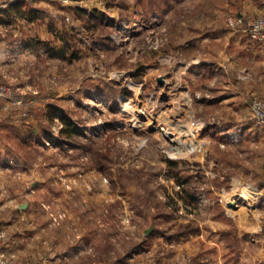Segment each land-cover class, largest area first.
<instances>
[{
  "label": "rangeland",
  "instance_id": "obj_1",
  "mask_svg": "<svg viewBox=\"0 0 264 264\" xmlns=\"http://www.w3.org/2000/svg\"><path fill=\"white\" fill-rule=\"evenodd\" d=\"M21 1L31 29L3 36L35 51L0 81L5 257L264 264V43L245 33L264 0Z\"/></svg>",
  "mask_w": 264,
  "mask_h": 264
},
{
  "label": "crops",
  "instance_id": "obj_2",
  "mask_svg": "<svg viewBox=\"0 0 264 264\" xmlns=\"http://www.w3.org/2000/svg\"><path fill=\"white\" fill-rule=\"evenodd\" d=\"M34 18V10L29 7L25 1L16 0L15 2L8 3L7 6L3 8L0 7V81L3 83L5 82L3 80L6 77V74L11 70L12 65H14L12 63L16 62V60L22 55H27L29 52L35 51L34 45L28 43L26 38L19 41H13L11 38H8V36L15 37L22 33L20 29L24 30L23 32L28 33L33 25ZM6 28L10 29V33H8L7 38H4L3 32L7 31ZM237 33L239 34L240 32ZM256 50L264 51L262 48H256L253 51L256 52ZM44 51H46V49ZM2 160L6 163L15 161L17 158L5 156L3 154V149L0 148V163ZM70 258L71 255L63 259L71 260Z\"/></svg>",
  "mask_w": 264,
  "mask_h": 264
},
{
  "label": "built area",
  "instance_id": "obj_3",
  "mask_svg": "<svg viewBox=\"0 0 264 264\" xmlns=\"http://www.w3.org/2000/svg\"><path fill=\"white\" fill-rule=\"evenodd\" d=\"M239 22L232 23L231 26H237ZM247 27L245 28V33L254 42L264 43V24L259 22L248 21L246 23ZM14 95L12 89L0 84V99H10ZM260 108H255L256 119L258 120L259 125L264 126V122H262V114L259 110ZM260 111V112H258ZM2 233H0V237ZM1 249V248H0ZM0 264H14L12 261L5 257V254L0 251Z\"/></svg>",
  "mask_w": 264,
  "mask_h": 264
},
{
  "label": "trees",
  "instance_id": "obj_4",
  "mask_svg": "<svg viewBox=\"0 0 264 264\" xmlns=\"http://www.w3.org/2000/svg\"><path fill=\"white\" fill-rule=\"evenodd\" d=\"M63 124H64V128L61 131V135H64L67 138H70V137H73V135L82 133L72 122L68 120H64Z\"/></svg>",
  "mask_w": 264,
  "mask_h": 264
},
{
  "label": "bare ground",
  "instance_id": "obj_5",
  "mask_svg": "<svg viewBox=\"0 0 264 264\" xmlns=\"http://www.w3.org/2000/svg\"><path fill=\"white\" fill-rule=\"evenodd\" d=\"M172 130H173V129H172ZM164 135H165L166 137H169L171 134L169 135V133L166 132ZM172 139H173V138H172ZM171 142H172V141H171ZM173 143H175V144L178 145V146L183 145L182 142H181L179 139H177V140L174 141ZM184 146H185V145H184ZM246 199H247V198H246Z\"/></svg>",
  "mask_w": 264,
  "mask_h": 264
},
{
  "label": "water",
  "instance_id": "obj_6",
  "mask_svg": "<svg viewBox=\"0 0 264 264\" xmlns=\"http://www.w3.org/2000/svg\"><path fill=\"white\" fill-rule=\"evenodd\" d=\"M160 83H163V81L160 80ZM230 206H233V207H234L235 205H234V203L232 202V203L230 204ZM148 233H149V231L146 232V234H148Z\"/></svg>",
  "mask_w": 264,
  "mask_h": 264
}]
</instances>
